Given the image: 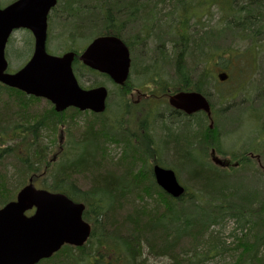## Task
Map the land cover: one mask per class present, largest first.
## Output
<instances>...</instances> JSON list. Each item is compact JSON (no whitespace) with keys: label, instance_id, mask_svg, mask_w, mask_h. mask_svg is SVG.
<instances>
[{"label":"trees","instance_id":"obj_1","mask_svg":"<svg viewBox=\"0 0 264 264\" xmlns=\"http://www.w3.org/2000/svg\"><path fill=\"white\" fill-rule=\"evenodd\" d=\"M127 1L123 3V0H95L96 6L92 5L93 8L87 10L88 14H93V19L91 20L90 15L88 19L83 9L82 19L87 17V21L83 22L81 27L83 26L84 31L88 28L94 29L92 32L98 30L94 34L96 36L114 35L123 39L126 23L131 24L132 29L129 32L134 35V22L145 19L139 31L144 36L149 35L151 23L155 20V6L168 2L177 4V8L183 11L179 15L180 22L177 27H180V31L185 29V36L189 29L186 25L188 20H198V17L203 16V12L216 8L226 23L212 29L206 37L195 33L193 42L189 44L198 49L201 44H197V41L207 40L206 50L210 45L209 50L214 53L219 51L216 47L226 38L237 40L240 35L246 37L253 34L257 27L253 25L252 20L264 21V0ZM201 6L206 10L200 14H192L189 10ZM116 14L119 16L114 21L112 16ZM82 19L79 20L82 22ZM81 27L79 26V29H82ZM135 38L137 42L130 43L131 46L139 40H149L148 37ZM129 40L123 39L125 43ZM157 40L162 41L159 37ZM39 102L40 99L27 97L17 90L0 85V207L12 201L29 179L35 181L45 178L48 183H43L42 189L63 193L72 201L84 204L82 218L91 226V235L83 247L64 246L50 259L39 264L53 263L61 257L68 264H88L87 259L99 249L119 253L126 264H145L147 259L142 257L144 250L147 256L152 258L167 257L169 264H199V260L193 262V257H199L201 260L203 256L216 255L217 249L223 252L240 249L235 264H264V176L260 184H253L254 173L251 169V164L254 163L264 172L262 137H255L250 141L247 147L249 150L246 151L251 152L252 156L243 157L236 170L214 168L206 165V162H200L198 170L187 172L182 169V166L187 164V153L179 163H163L153 154L154 147L149 145L147 137L144 138L143 144L135 145L131 141L132 136L127 133L128 140L125 138V142L123 141L128 146L127 150L119 161L112 163L107 156L104 141H115L117 135L125 134L123 130L116 128L117 131H114L113 127L100 120L95 126L94 120L103 116L92 114L93 121L85 123L84 131L73 121L74 138L63 152V137H71L72 132L66 133L61 129L57 141L56 138H51L49 145L44 143L40 132V138L35 136V132L46 129L53 136L58 127L65 126L63 119H66V111L57 114L50 107L49 112L39 114L36 108ZM70 110L74 115L80 114L75 109ZM21 119L25 120V124L20 123ZM67 119H75V116ZM184 136L185 134H172L168 140L171 146L166 147L168 151L182 149L181 145L185 144ZM197 137L199 134L194 135V138ZM187 143V148H192L193 143ZM54 144L55 146H52ZM133 150L137 151L138 158L143 159L144 154H147L154 164L169 167L179 173L185 170L186 182L192 186L194 194H188L185 188L186 192L182 197L172 199L155 185L151 170H120L130 159L134 162L137 160L136 156L129 154ZM243 155L244 153L241 156ZM190 159L193 161L192 157ZM110 166H113V171ZM8 167L13 170L11 177L8 176ZM177 167L181 169L178 170ZM64 185H68L72 190L68 191ZM153 195L156 198L151 208L139 207L144 199L152 198ZM136 206L139 210L134 209ZM126 213L129 214L124 216ZM226 218L235 220L236 227L233 231H242L250 226L251 230H254L253 235H243L244 239H240L233 249H228V246L216 237L210 236L207 241H203L207 230ZM199 246H203L205 252L199 254ZM105 264H111V259Z\"/></svg>","mask_w":264,"mask_h":264},{"label":"rangeland","instance_id":"obj_2","mask_svg":"<svg viewBox=\"0 0 264 264\" xmlns=\"http://www.w3.org/2000/svg\"><path fill=\"white\" fill-rule=\"evenodd\" d=\"M12 1L13 0H0V9L9 5ZM214 1H220V0H214ZM124 2H128V1L123 0V3ZM165 8L166 9L164 11H156V10L154 11L155 20L151 23L152 26L149 29V35L147 34L144 36L140 34L138 25L143 24V21H137V22L135 21L136 23L133 24L135 25L133 27L134 35H131L129 31L123 32L122 35L123 39L129 40L132 38L130 40L132 43L137 42L135 37L140 39L144 37L149 38V40H145L146 41L145 43H139L137 46H135L136 44L132 45L133 51L136 52L137 55H139L141 58V60L139 59L140 63H143L145 60H148L149 58H151L152 60L156 58V56H154L151 53H153L154 49L157 48L158 45L157 37L162 39V41L167 42L173 38V35L176 38V34L177 33L179 34L180 32V27H177V22L175 20L177 18L171 16L172 10L177 8V4L166 2ZM189 10L191 11L192 14L193 13L200 14L201 11L206 10V8L204 6H201L200 8L194 7ZM158 13L159 14L162 13V14L158 16L157 15ZM205 13H206L205 17L204 16L198 17V20L196 21L190 20L186 22L187 27L190 28V31H188L185 34L186 39L188 40L192 39L193 41L195 37V33L199 32L198 30L194 32L192 31L193 27L196 26L197 24L199 26L203 25L204 27H208L210 28L211 31L212 29H215L226 23L225 19L221 17L220 12L216 8L208 9L206 10ZM162 18L163 21H161ZM171 19L173 20L171 21ZM252 21L253 24L256 21H261L262 23H264L263 20H252ZM92 30L94 29L90 30L88 28L86 29V31H84L83 37L86 39L79 42L81 40L80 39L78 41L79 43L75 44L77 48H82L83 46H85L87 41L89 40V38L87 37L91 36L92 38L94 37L95 32H98V30L96 29L95 32H92ZM160 32H162L161 36H160ZM240 36L241 38L239 40L226 38L224 42H222L216 47V49H218L219 51H214V53H212V51L209 50L211 48L210 45L208 46V49L206 51L212 53L213 57H220L223 53L225 54L234 53V51H236L237 53H241L243 51L248 53L249 51L247 52L246 50L248 46L247 44L250 43L251 41L250 39L251 35H246V37H243V35ZM22 38L24 39L23 35L20 32L13 34L12 38L10 39V42L8 43L7 51L5 52V57H6L5 59L7 60L9 65L13 68L14 67L17 68L20 65V63H22V61H25L24 59L20 60L19 55H17L14 51L16 48L17 49L22 48V47H18V45L21 44ZM262 43H263V50L258 52L255 51L250 52L248 58L241 60H228L227 56L225 55L226 58L224 59L221 58L220 61L215 63L204 55L203 60L200 61L196 66V70H200V72L208 68V70H210L212 74L217 75L215 74L216 69H219L216 66L217 63L220 62L224 64L238 63L239 65L236 66L237 68L233 70L232 68H230L231 69L230 75L232 76V78L230 79L231 81L229 83L231 85L234 82L239 84H244V89L239 92L238 91L233 92V90H231L232 88L227 86H217V88H210L209 90L204 91V94H206L209 97L210 101L218 107L216 109L217 112L218 111L222 112V109L225 110L224 111L225 119H216L215 121L217 123L218 131H217V142L214 147L218 152L222 154L221 156H218L219 159L227 158L229 160V158H232L229 156L230 155L229 153H232L233 155L236 154L240 155L244 153L243 151L247 150L250 141L253 140L255 137L256 138L262 137L264 140V41H262ZM188 49L190 53V49H194V48L192 46H189ZM199 50L201 51V46L199 47ZM12 51L14 52L12 53ZM24 55L26 57V54ZM132 59H133L132 60L133 63L136 64L137 58L134 56V54H132ZM157 59L160 62V64L163 61V63L160 66H163L165 71L172 73L175 72L176 70L175 59L165 61V58H161V55H159ZM193 62H194L193 68H195V64H197L195 58H193ZM75 74L78 77V82L81 87L86 88L94 83H97L105 86L109 91V97L107 102L108 108L106 111V114L109 115L107 116V118L95 119L94 120L95 126L98 124L97 121L100 120L101 122H106L108 126H113L114 128L124 127L132 136L131 141L135 143V145L139 143L143 144L144 138L145 137L149 138L148 139L149 145L151 147H154V150L158 149V154L156 156L163 163L170 164L173 161H176L175 164L179 163V161L182 160V157H184V154L186 153L188 155L190 154V157H192V159H197V157L203 153L209 155V151L211 147L205 148L206 142L201 137L194 138L195 134L194 135L190 134L185 129H182L184 125L181 122H179V120L176 119H158V117L157 119H149L145 121L142 125L140 124L136 131L131 132L128 124V119L123 121V118L118 119L116 118V116L112 115L113 113H117L120 111L123 103L119 98L116 89L112 87V83L105 78H101L99 76L98 77L91 76L90 74H88L87 72L81 69L79 71H76ZM163 78L166 81V79L168 80L170 78V75ZM133 99L135 100L137 99V97H135L134 95ZM50 107L52 109V106L48 102L41 99L40 102L36 104V108L38 109L39 114L41 112L43 114H45L47 111L49 112ZM141 108H142V112L143 111L145 112L146 110H148L149 107L144 106ZM156 113L157 115H162L163 110L157 109ZM70 116L73 117L75 116V119H67L70 118ZM64 117H66V119H63L66 122L65 126L58 127L56 132L55 133L53 132V136L46 129L41 132L44 138V143L47 145H49V140L51 138L53 139L56 138L57 141L61 129H63L64 132L66 133H68V131L72 132L73 134L70 133L71 137L68 138L67 135L63 137V143H62V145L64 146L63 152L74 138L75 130L73 128L74 126L73 121L76 124H78L79 125L78 128L82 129L83 131L85 130V126H86L85 123H87L88 121L91 122L93 121V116L91 113H80L79 115H74L70 109L66 110ZM19 121L20 123L25 124L24 119H21ZM132 121L133 119L131 120V122ZM260 131H263V133L261 134ZM167 132H169L171 135L169 137H172V134L174 136H180L182 134H185V136L183 137V139L185 140V144L183 143V145L181 146H183V148L187 152L183 148L182 149L177 148L175 150L170 149L168 151L167 148H170L171 143H169L168 141L170 139L167 138V135H169ZM115 142L116 140L112 142H110V140H107L104 143V146L107 151V156L109 159H111L112 163L119 161V159L123 155V152L127 150L128 147L124 143L125 141L118 144ZM164 142H168L167 145L169 147L166 148ZM187 142L193 143L192 148L191 147L189 149L187 148L186 145L188 144ZM52 146H55V144ZM207 159L201 160L200 162H204V161L207 162ZM152 161L153 159L144 162L141 165L142 170L148 169L147 166L150 165ZM262 164H264V162ZM251 165H252L251 169L253 170L254 173L253 184H255V182L257 184H260V180H263L261 178L264 176V172L260 170L258 166L255 165L254 163H252ZM110 167L113 171L114 170L113 166ZM180 169L181 167L178 168V170ZM120 170H123V168H121ZM7 171H8V176L11 177V174H13L12 168L8 167ZM175 173L180 184H182L187 189V193L194 194V189L192 188V186L188 184V182H186L187 179L186 171L184 170L183 173H179V172H175ZM183 179H185V182H183ZM43 183H48L45 182V178L35 180L34 185L36 188H43ZM155 198L156 196L153 195L152 198L144 199V201L141 202V204H139V207L151 208L152 204H154L153 202L155 201ZM134 209L139 210L137 206L136 208L134 207ZM129 212L131 213L132 211L129 209ZM128 214L126 213L123 215L127 216ZM235 227H236L235 220L232 218H226L220 224L210 227L207 230L208 232L205 233V237L203 238V241H207V239L210 236L216 237L219 239L220 242H224L225 245L228 246L227 247L228 249L229 248L233 249L234 246L236 247V244L240 239H244V236H246V234H249L250 237L254 233V230H251L250 226L246 227L242 231L240 230L233 231ZM219 250L220 249H217V254L214 256L206 255V257L208 258L203 256L201 260L199 259V257L196 258L193 257L192 260L193 262L199 260V264H235L241 252L240 249H237L234 252L233 251L230 252L229 250L223 252ZM197 252L199 254L205 252L204 247L199 246ZM142 257L147 259L145 264H169L170 262V260L167 257H156V258L149 257L147 256L146 250L142 252ZM110 259H111V264H126L125 259L121 257L119 253H113V252L109 253L106 249H99L97 253H94L93 255L91 254V257L87 260H88V264H105ZM49 264H68V262L63 260V258L61 257L58 260L54 261L53 263H49Z\"/></svg>","mask_w":264,"mask_h":264},{"label":"water","instance_id":"obj_3","mask_svg":"<svg viewBox=\"0 0 264 264\" xmlns=\"http://www.w3.org/2000/svg\"><path fill=\"white\" fill-rule=\"evenodd\" d=\"M54 4L55 0H19L0 10V84L49 101L56 113L71 107L81 112L102 113L107 91L104 87L85 91L78 86L71 68L74 55L53 57L45 53L46 14ZM19 28L32 32L34 52L20 71L7 74L4 49L12 31ZM80 60L108 76L114 84L123 85L126 81L128 50L115 37L93 40ZM185 101L194 106L193 111L195 108L209 111L198 94L185 97ZM214 162L222 164L218 160ZM153 175L156 184L172 198L184 194L172 170L155 166ZM83 212V204L64 194L36 189L32 180H28L15 199L0 208V264H38L65 245L83 246L91 232L89 224L82 219Z\"/></svg>","mask_w":264,"mask_h":264},{"label":"flooded vegetation","instance_id":"obj_4","mask_svg":"<svg viewBox=\"0 0 264 264\" xmlns=\"http://www.w3.org/2000/svg\"><path fill=\"white\" fill-rule=\"evenodd\" d=\"M17 1L19 0H13L11 3H15ZM66 10H67V0H55V5L51 7L47 12L45 51L47 54L54 56H62L67 52H74L75 56H74V61L72 63V68L74 73L75 71H79L81 69L87 72L88 74H90L91 76L98 77L99 73L97 71H93V70L90 71L87 67L83 66L82 63L78 60L80 54L85 49V46H83L82 48H77L75 44L83 41L86 38L83 37L84 31L79 29V31L76 32V30L73 28V25L77 22L81 23V21L77 17L73 18L71 31L62 28V23L66 18L65 17ZM205 12H203L204 17L206 15ZM138 21H143L144 23L145 19L144 20L139 19ZM176 22L178 24L177 19ZM141 25L143 24L138 25L139 29L141 28ZM131 29H132L131 24L126 23L125 31L127 32L130 31ZM184 30L185 29L182 28L179 34L178 33L176 34V38L172 34L173 38L167 41V43H169L171 45V48H173L174 50L175 49L177 50L178 39L181 38L186 39L184 36ZM188 31H190V28L187 30V32ZM19 32L24 37V39L22 38L21 40V44L18 45V47H22V48L19 49L16 48L14 51L17 55H19L20 60L24 59L25 61H22V63H20V65L17 68L11 67L7 62L6 72L9 74H14L18 72L21 68H23L25 64L31 59L34 52L35 40L32 32L28 29L20 28L18 30H15L12 33V36L13 34ZM201 33L203 34L204 32ZM161 35L162 32H160V36ZM206 36L207 35L205 34L204 37ZM95 37L97 36L94 35V37L92 38L91 36H88L87 38H89V40L87 42H89ZM130 40L128 41V43H125L128 47L129 56H130V66L128 69V75L126 81L122 86L112 85V87L116 89L119 98L123 102L120 111L117 113H113V115L116 116V118L118 119L123 118V121L128 119V124L131 132L136 131L138 126L140 124L142 125L145 121L149 119H157V117L158 119H176L179 120V122H181L182 124L184 123L185 120H187L188 122L190 120L203 119L205 122H207V125L210 124V119H212V121H215V119H225V114H224L225 110L222 109V112L221 111L217 112L216 109L218 107L210 101L209 97L206 94H204V91L209 90L210 88H217V86L230 87L232 88L231 90H233V92H237V91L239 92L244 89V84H239L234 82L231 85L229 83L230 82L229 75H227L226 73H223L222 71L216 69L215 74L217 75H214L210 72V70H208V68L204 69L202 72H200V70H196V68H193L192 71H190L189 73V77L187 78L188 87L185 89L182 86L178 85V81L174 77L176 76L175 72L174 73L168 72L170 73V78L168 80L166 79L165 81L163 77H167V76H164L163 74L167 71L164 70L163 66H160L163 63V61L160 64L157 57L155 58L156 60L154 59L156 64L154 72H148L138 75L136 73L138 62L134 64L132 61L133 60L132 54H134V52L132 50V46L130 44L132 42ZM191 40L192 39L188 40L187 45L191 44ZM145 42L146 41L139 40L138 44ZM7 47L8 45L6 46L5 52L7 51ZM14 51H12V53ZM24 54H26V57ZM185 54L189 56L190 53L186 52ZM231 54L233 53H228L226 55H231ZM239 54L240 53H238V55ZM203 58H204V54L201 53L199 62L202 61ZM237 60H241V58L238 57ZM237 65L239 64L238 63L228 64L229 68L232 69L237 68L236 67ZM194 81H201L199 86L206 85V87L208 86L207 89L194 87L193 84ZM191 94H200L205 99L209 107V111L207 112L206 110L200 108L199 109L195 108L196 110L193 111L192 109L194 108V106L190 105L188 102L185 101V97H188ZM134 95L135 97H137V99L135 100L133 99ZM144 106H148L149 108L145 112L144 111L142 112L141 107ZM157 109L163 110V114L157 115L156 113ZM132 119L133 121L131 122ZM116 128L119 130H123L125 134L126 133L129 134V132L124 127H116ZM116 128L113 127V130L117 131ZM210 152L212 157L211 149L209 151V155ZM213 153L214 155H216L215 152ZM225 163H227V165H232V163L228 160L225 161Z\"/></svg>","mask_w":264,"mask_h":264},{"label":"bare ground","instance_id":"obj_5","mask_svg":"<svg viewBox=\"0 0 264 264\" xmlns=\"http://www.w3.org/2000/svg\"><path fill=\"white\" fill-rule=\"evenodd\" d=\"M82 2H85L86 4L82 5L83 4ZM95 3H96L95 0H67V10H66V13H65V17L66 18L64 19V21L62 23V28L71 31L72 30V22H73L72 20H73V18L77 17L79 19H82V17H83L82 10L83 9L86 11V15H87L88 19L91 16L92 17L91 20H92L93 19V14H88L87 10H88V8H93V6H96ZM155 7H156L155 8L156 11H164L166 9L165 8V3H159ZM182 13H183L182 10L180 11L179 8H176V9L172 10L171 16L176 17V16L181 15ZM161 14L158 13L157 15L160 16ZM118 16H119V14L113 15L112 16V18H113L112 20L116 21ZM87 17L83 18L81 23L77 22V23H75L73 25V28L76 30V32L79 31V26L81 27L83 22L85 23L87 21ZM179 18H180V16L177 18L178 22H179V20H178ZM190 20L196 21V19H193V18H191ZM190 20H188V21H190ZM253 25H255L257 27V29L253 31V34L251 33V38H250L251 41H250V43L247 44L248 46H247V50H246L247 52L249 51L248 53L243 51V52H241L238 55V53L236 51H234V53L231 54V55H226L225 53H223L220 57H213L212 53L206 51V47H207L208 42H207V40H204L202 42L201 41H197V44H199V42L201 44V51L202 52L199 50V48L195 49L193 45H189V46H192L194 49H190V54H189V56H187L185 53L189 52V49H188L189 46H187L188 40L181 38V39H178L177 50L176 49L174 50L173 48H171V45L169 43H167L166 41H159L157 43L158 44L157 48H155L154 52L151 53V54H153L156 57L161 55L162 58H165V61L166 60H171V59L174 60L175 59V62H176V70H175L176 76H174V77L178 81V85L182 86L183 88L186 89L188 87L187 78L189 77L190 71H192V69L194 67L193 58L196 59L197 64H198L201 53H203L207 58L211 59L212 62L216 63V62L220 61L221 58L222 59L226 58V56H227L228 60H237L238 57H240L241 59H245V58H248L250 52H252V51L258 52V51L263 50L262 41H264V23H262L261 21H256ZM81 28H82L81 30L84 31L83 26ZM197 30L199 32H196V33L199 36H204L205 34L207 36H209V34L211 32L210 28L204 27L203 25L199 26L198 24L193 27V31H197ZM201 32H204V33L202 34ZM240 38L241 37H238L237 40H239ZM192 42L193 41L191 40V43ZM137 45H138V43H136L135 46H137ZM184 49L187 50V51H184ZM132 50H133V46H132ZM84 51L85 50H83V52ZM83 52L80 54V56L83 54ZM67 53H72L74 55V52H67ZM67 53H65V54H67ZM136 54L137 53L134 52V56L138 59L137 60L138 64H137V68H136V73L139 75V74H144V73H148V72H154V69L156 67L155 61L152 60L151 58H149L148 60H145L143 63H140L139 62L140 56L139 55L136 56ZM74 56H73V58H74ZM80 56H79L78 60L82 63V61L80 60ZM197 64H195V68H196ZM216 66L219 68L217 70L222 71L223 73H226L227 75H229L230 79L232 78V76L230 75L231 69L229 68L228 63L224 64V63L220 62V63H217ZM233 69H235V68H233ZM163 75L164 76H169L170 73L165 72ZM106 77L108 78V76H106ZM200 82L201 81H194L193 82L194 87L207 89L208 86L206 87V85H200L199 86ZM98 87H100V86L98 84L94 83V84H92L89 87H86V88L82 87V88L85 91H89V90H92V89H95V88H98ZM106 111H107V108L102 113H98L96 115H102L103 116L102 118H107V116L109 114H106ZM202 120L203 119H195V120H190L188 122H187V120H185L184 123H183L184 126L182 127V129H185L187 132H189L190 134H193V135L194 134L195 135L199 134V137H201L206 142V147L205 148L211 147V150H213L215 148L214 146H215V144L217 142L218 127H217V123L215 122L216 119H215V121H212V119H210V124H208V125H206L207 122H205L204 120L202 122ZM42 131H43V129L40 130V131L38 130V132H35V134H36L35 136L40 138L41 135L39 134V132L41 133ZM169 132H167L169 134V135H167V138H169V136H170ZM126 136H127V134L117 135L115 137V139H114V140H116L115 143H117V144L118 143H122L124 141V139L126 138ZM109 138L112 139L113 137H109ZM107 140H109V139H107ZM167 144H168V142H164V145L166 147H168ZM247 149L249 150V148H247ZM243 152H244L243 156H241L243 153L240 154V155L239 154L233 155L232 153H229L230 154L229 156L232 157V158H229L230 159L229 161L232 163V166H231V168H229V170L238 169L239 168L238 167L239 166L238 162H241L243 157L250 158L252 156L251 152H249V151L244 150ZM129 154H131L133 156H136L137 155V151L136 150L130 151ZM153 154L157 155L158 154V149L154 150ZM144 155H145V158H143V159L142 158H138V156H136L137 160L135 162L133 161V159H130L128 161V163L123 166V169L124 170L126 169L128 172L130 170H135V169H136L135 171H137V172L142 171L141 165L144 162H147V160H150V158L148 157L147 154H144ZM185 157H186L185 159L187 161V164H186V166H182V169H185L187 172H192L193 170L194 171L198 170V166L200 165L199 164L200 161L204 160V159H207V158L208 159H207L206 165L208 164L209 166H213L214 168H217V166H215L214 159L211 158V152H210V155L203 153V154L199 155L197 157V159H193V161H191L189 155L186 154ZM156 166L160 167V165H156ZM147 167H148L149 170H151L152 177L154 178V175H153L154 167L151 166V165H148ZM70 182H72V181H70ZM64 186H65V188L68 191L72 190L71 188L68 187V185H64ZM72 186L75 187L74 184ZM48 192H51V191H48ZM51 193H58V192H51ZM60 194H63V193H60ZM81 247H83V246H81ZM81 247H78V248H81Z\"/></svg>","mask_w":264,"mask_h":264}]
</instances>
